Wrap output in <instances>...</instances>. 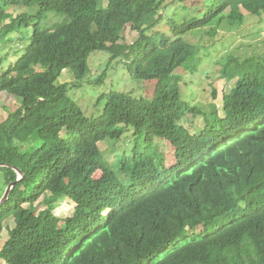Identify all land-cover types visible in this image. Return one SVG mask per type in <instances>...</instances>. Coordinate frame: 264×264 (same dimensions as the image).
<instances>
[{"label": "trees", "instance_id": "trees-1", "mask_svg": "<svg viewBox=\"0 0 264 264\" xmlns=\"http://www.w3.org/2000/svg\"><path fill=\"white\" fill-rule=\"evenodd\" d=\"M106 1L0 0V11L33 10L0 17V45L18 44L14 62L0 60V94L20 106L0 122V163L10 165L0 167V199L14 169L23 174L0 206V234L9 218L15 224L0 261L264 264V59L224 60L221 76L236 82L211 114L182 100V77L173 76L202 62L183 36L214 23L211 35L224 20L241 26L264 14V0ZM126 28L138 37L119 49ZM94 52L123 57L132 79L154 81L151 99L110 92L98 99L103 112L85 117L67 91L89 75ZM64 71L76 82L58 84ZM198 115L203 126L180 144L169 122ZM128 129L136 144L110 166L99 144ZM155 138L173 148V165ZM46 193L68 198L72 216L37 213Z\"/></svg>", "mask_w": 264, "mask_h": 264}, {"label": "rangeland", "instance_id": "rangeland-1", "mask_svg": "<svg viewBox=\"0 0 264 264\" xmlns=\"http://www.w3.org/2000/svg\"><path fill=\"white\" fill-rule=\"evenodd\" d=\"M96 1L100 9L107 5L106 0ZM173 2V0H163V6H171ZM36 9L37 7H34L35 11ZM24 11L33 13L32 8L28 10L9 8L5 12L0 11V17L5 15L16 17ZM161 12L169 16L172 11L168 7L166 9L162 7ZM213 25L214 23L210 26ZM210 26L194 30L182 37L183 40L195 48V55L200 56L202 59L197 70L190 73L179 69L173 73V76H178L180 73L182 77V82H180L178 88L181 99L190 102L207 114L221 111L223 97L231 91L236 82V80L228 82L221 76L225 59L228 57L238 58L239 60L246 58L264 59V14L261 16L248 14L241 26L224 20L222 25L211 35L209 33L215 28H210ZM161 31L168 34L167 26L162 27ZM16 35L14 33L10 37L13 38ZM124 35V41L118 45L119 49L132 44L138 37V34L130 28L125 29ZM17 45V43L12 42L6 46L0 45V60L5 58L4 68L15 61V52L18 50ZM111 58L112 54L106 52L92 53L88 59L89 75L79 82L80 86L78 88L74 86V89L67 91V95L76 102L87 118H96L103 112L105 100L98 101V99L110 92L126 93L136 99L144 98L148 100L153 95L154 81L145 82L132 79L128 68L124 66L125 60L123 57L113 61ZM40 70L39 67L34 68V71ZM101 77L103 82L99 84L98 80ZM58 80V84L67 83L71 85L76 82L69 71H64ZM88 81L96 84H87ZM18 107H20L18 101L12 96L0 94V122L5 120L8 114ZM202 126V115L189 117L188 119L174 117L168 124V131L180 144H186L191 140L197 128ZM133 135V130L128 129L118 141L109 142L106 139L99 144L103 157L110 166H114L115 161L123 154H128L130 148L136 144ZM154 145L157 152L165 155L166 165L168 167L173 165V148L167 142L158 138H155ZM1 182H3V177L0 173ZM55 195V193L44 194L35 204L36 212L49 210L62 219L72 216L74 204L68 198H60ZM14 226L13 218H9L5 222L0 234V248L8 240V232ZM0 264L4 263L0 261Z\"/></svg>", "mask_w": 264, "mask_h": 264}, {"label": "water", "instance_id": "water-1", "mask_svg": "<svg viewBox=\"0 0 264 264\" xmlns=\"http://www.w3.org/2000/svg\"><path fill=\"white\" fill-rule=\"evenodd\" d=\"M0 167H1V168H4V167L9 168L10 165H6V164H2V163H0ZM14 170H15V172L18 174V178H20V177L22 178V177H23V174H22L20 171H18V170H16V169H14ZM19 180H20V179H17L16 182H14V183H10V184L7 186V188L5 189V193H4L3 197L0 199V206H2V205L8 200V197H9V194H10L11 190L14 188V186L16 185V183H17Z\"/></svg>", "mask_w": 264, "mask_h": 264}, {"label": "bare ground", "instance_id": "bare-ground-1", "mask_svg": "<svg viewBox=\"0 0 264 264\" xmlns=\"http://www.w3.org/2000/svg\"><path fill=\"white\" fill-rule=\"evenodd\" d=\"M16 170H18V169H16ZM19 171V170H18ZM18 179H21V177L20 178H18ZM5 193V192H4ZM4 195V194H3ZM3 197V196H2Z\"/></svg>", "mask_w": 264, "mask_h": 264}]
</instances>
